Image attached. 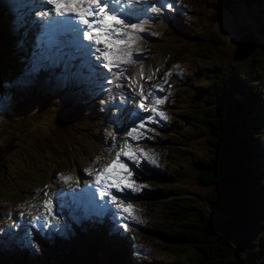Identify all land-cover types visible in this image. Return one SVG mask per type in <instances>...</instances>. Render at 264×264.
<instances>
[{
  "label": "rangeland",
  "instance_id": "obj_1",
  "mask_svg": "<svg viewBox=\"0 0 264 264\" xmlns=\"http://www.w3.org/2000/svg\"><path fill=\"white\" fill-rule=\"evenodd\" d=\"M136 5L140 7L135 8V15L126 19L142 25L143 31L133 33L127 44L120 45L131 52L133 62L120 63L109 71L96 51L104 46L93 44L89 48L90 42L82 35L74 38L65 33L45 42L43 31L50 19L42 15L50 7L45 0H0V19H4L0 33H5L0 41L15 44L11 51L0 50V151L6 147L10 152L6 164L11 170L0 185V264L14 262L12 256L20 254L23 247L36 264L52 263L66 254L87 256L90 251L73 231L86 227L92 234L97 226L101 231L108 228L119 233L120 238L126 232L131 234L138 258L148 253L164 259L182 255V238L173 241L167 235L180 233L185 212L179 204H190L185 199L189 193L175 192L173 203L158 205L154 191L162 189L164 193L168 187L153 180L183 189L171 175L192 166L183 146L186 138L193 139L201 132V116L213 102L207 91L215 78L239 67L240 62L232 61L224 48L234 49L244 26L259 40L254 53H260L257 59L261 64L256 61L254 66L264 97V33H255L260 25L242 6L220 9L211 0H140ZM194 11L200 20L192 15ZM37 20L41 21L39 27L33 22ZM110 58L128 59L114 51ZM226 85L221 94L226 93ZM141 86L145 95L152 91L143 101L144 108L139 106ZM157 98H164V103L155 105ZM71 103L81 105L78 134L71 150H62L67 157L59 159L61 166L54 163L51 167L33 150V144ZM152 107L164 116L152 112ZM148 117H152L150 122ZM141 122L146 124L141 129L143 137L128 138L127 132ZM257 129L264 137V125ZM174 137L177 143L172 141ZM126 140L132 151L148 154L138 162L120 157L133 173L129 182L140 190L111 191L107 207L74 204L69 195L82 189L92 193L99 170L111 164ZM31 163L44 171L30 169ZM3 166L0 161V168ZM111 196H116L118 203L131 205L132 214L118 209ZM45 201H51L54 222L35 219L47 215ZM109 237L106 248L112 244Z\"/></svg>",
  "mask_w": 264,
  "mask_h": 264
},
{
  "label": "trees",
  "instance_id": "obj_2",
  "mask_svg": "<svg viewBox=\"0 0 264 264\" xmlns=\"http://www.w3.org/2000/svg\"><path fill=\"white\" fill-rule=\"evenodd\" d=\"M211 1L220 9L234 10L242 6L260 25L255 33L263 35L264 0ZM252 10L257 12L254 14ZM10 15L8 11L9 18ZM193 16L201 19L195 11ZM0 22H4L3 17ZM244 31H248L245 26L239 35ZM4 34L0 33V37ZM0 44V50L11 51L15 46L2 41ZM224 50L231 58L233 49ZM20 54L24 55V52ZM258 56L260 53H254L249 60L240 62L239 67L223 74L221 79L215 78L214 85L207 91L212 94L213 102L206 106V112L201 116V132L193 139L185 137L187 148H183L190 155L192 166L171 175L183 189L160 182L168 187L167 191L165 194L162 189L154 191L158 205L173 203L175 192L189 193L185 199L190 204H179L181 212H185L180 233L167 235L173 241L182 238L179 244L182 255L164 259L150 254L137 259L135 243L129 234L121 238L119 233L111 234L112 246L107 249L104 245L106 229L96 228V233L90 234L83 228L74 233L82 237L80 241L90 254L80 257L66 254L52 263L46 260L38 264H264V137L257 129L264 125V97L258 69L254 66ZM225 84L226 93L221 94ZM80 107L78 103L69 108L65 106L55 125L37 135L33 150L46 158L44 164L52 167L55 163L60 167L59 159L67 157L62 150L70 151L74 146ZM176 129L179 130L178 126ZM177 137L172 141L177 143ZM9 153L6 147L0 151V161L4 163L0 168V185L11 171L6 164ZM39 168L34 163L30 165V169L44 171ZM13 258L14 262L10 264H36L24 248Z\"/></svg>",
  "mask_w": 264,
  "mask_h": 264
},
{
  "label": "snow or ice",
  "instance_id": "obj_3",
  "mask_svg": "<svg viewBox=\"0 0 264 264\" xmlns=\"http://www.w3.org/2000/svg\"><path fill=\"white\" fill-rule=\"evenodd\" d=\"M47 4L54 5L53 9H49L43 12L45 17H52L54 11L55 17L61 18L59 20L51 18L45 23L47 26H55L65 33H70L74 38L82 32L83 37L90 42L89 48L92 45H103V48H96V51L100 53V57L103 58V67L111 69L113 67H119L120 63H132L131 52L120 47V45L127 44L128 40L132 38L133 33L143 31V27L137 23H128L127 17L134 16L137 9L128 8L127 5H135L140 3V0H45ZM171 7V5H168ZM153 11L158 9L153 8ZM123 17V18H122ZM77 25L84 26L83 28L77 27ZM131 29L132 32L126 31ZM127 38V39H125ZM122 54L128 57V59L115 61L110 58L112 52ZM99 58V57H98ZM122 74V73H121ZM170 73H165L167 77ZM143 79V75L141 76ZM131 79V77H129ZM151 79V77H147ZM152 88H159V85H153ZM141 97L140 107L144 108V100L148 99L152 95V91L149 90L145 95L143 86L139 92ZM164 103V98H157L154 100L155 105ZM152 112L163 117V112H158L155 107L150 109ZM150 122L152 117H148ZM146 124L141 122L140 124L132 127L127 132V137L131 140H138L143 137L144 133L141 129H144ZM132 145L126 140L124 146L119 152L115 154V158L111 164L105 166L99 170L95 178V183L101 185L100 195L109 196L110 192L106 189L116 188L118 191H122L123 188H131L134 191H139V188L133 186V182H129V178L133 175L132 171L123 163L120 159L121 156L127 157L133 162H138L139 157L147 156L148 154L142 150L132 151ZM103 175V178H102ZM67 179V178H66ZM112 203L116 204V207L123 213L132 214V206H125L123 203H118L116 196H111ZM47 215L41 214L36 217L37 220L47 221L49 217L53 216V210L51 207V201L44 202ZM127 228V225H124Z\"/></svg>",
  "mask_w": 264,
  "mask_h": 264
},
{
  "label": "water",
  "instance_id": "obj_4",
  "mask_svg": "<svg viewBox=\"0 0 264 264\" xmlns=\"http://www.w3.org/2000/svg\"><path fill=\"white\" fill-rule=\"evenodd\" d=\"M258 43V39L254 37L252 32H244L236 44L232 60L235 62H241L249 58L254 54Z\"/></svg>",
  "mask_w": 264,
  "mask_h": 264
},
{
  "label": "bare ground",
  "instance_id": "obj_5",
  "mask_svg": "<svg viewBox=\"0 0 264 264\" xmlns=\"http://www.w3.org/2000/svg\"><path fill=\"white\" fill-rule=\"evenodd\" d=\"M131 7H133V8H139L140 6H138V5H132ZM49 9H52V7H51V4H50V7L49 8H47V11L49 10ZM28 20V19H27ZM34 20V19H33ZM31 22V20H29L27 23H28V25H29V23ZM34 22V25H35V27H39L40 25H41V21L40 20H37V21H33ZM36 22H38V23H36ZM47 31H50V30H47ZM71 48H73V46L71 45ZM74 50V49H73ZM93 193V192H92ZM55 214V213H54ZM54 220L55 219H53V221L52 222H54ZM11 233H14V231H12L11 230ZM0 237L2 238V235H0Z\"/></svg>",
  "mask_w": 264,
  "mask_h": 264
}]
</instances>
